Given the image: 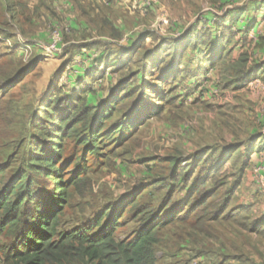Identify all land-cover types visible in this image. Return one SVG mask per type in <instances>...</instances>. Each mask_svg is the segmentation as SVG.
Listing matches in <instances>:
<instances>
[{"label":"rangeland","instance_id":"1","mask_svg":"<svg viewBox=\"0 0 264 264\" xmlns=\"http://www.w3.org/2000/svg\"><path fill=\"white\" fill-rule=\"evenodd\" d=\"M217 1L104 0L106 5H103L102 17L95 19L101 23L103 19L100 18H103L105 11L115 31L108 29L94 33L69 29L68 0H39L36 12L32 6L37 0H12L17 6L23 4L30 7V26L35 27L39 37L34 42L26 39V28L20 25L19 31L24 34L7 40L12 38L15 30L9 24L0 26V53L6 51L15 56V62L7 56L0 61V66L10 60L13 62L4 74H0V107L6 105L9 108L6 115L0 114V169L3 170L0 172V190L21 168L22 159L28 153L30 137H38V131H32L29 127L30 120L50 94L48 91L55 87L60 89L56 98L62 100L78 94V88H86V104L96 107L113 91L115 94L120 92L115 90L120 82H127L121 93L127 100L115 110L108 128L126 122L131 125L126 133L127 138L115 149L109 168L92 175V189L85 196H77L72 201L71 208L61 219V227L65 230L91 227L101 211L118 210L139 187H145L160 176L159 171L164 168L160 161L167 155L178 153L185 164L192 161L196 151L206 148L212 150L208 159L211 164L213 160L226 155L229 158L230 150L234 151L240 146L235 138L248 142L260 137L263 127L260 116L264 117V80L255 79L248 84L258 80L262 85L260 89H251L247 85L243 90L232 91L225 87L226 69L235 65L241 53L248 57L246 70L258 69L260 72L263 65L262 58L256 54L261 39L252 37L256 33L251 30L245 34L249 27L247 17L243 16L244 12L242 15L234 12L236 8L243 11L248 5L240 6L255 4L258 0H227L224 4ZM47 10L50 13L53 10V16L46 14ZM227 14L231 19L239 14L240 19L234 26L237 31L236 45L228 59L218 62L224 65L211 70L206 77L200 76V69H196L198 60L209 58V54L217 56L214 43H208L205 26L219 30L217 36L222 37V23ZM33 19L36 21L32 23ZM118 31L119 36L111 35ZM54 32L60 33V49L52 55L46 54L44 49ZM191 33L201 38L200 43L203 44L194 49L190 47L191 61L183 67L184 74L171 81L168 73L170 58L175 51L183 50L181 45L188 39L193 40ZM190 43L192 45L193 42ZM130 59L132 62H129ZM157 60L159 68L153 69L151 64ZM261 76L264 74L261 73ZM18 78H23L20 83H16ZM8 86L11 88L7 93H2ZM146 86L149 89L145 93L143 91L142 95V89ZM157 93L168 101L159 116H151L161 104L155 102ZM140 100L142 109L136 107ZM139 110H148L146 116H151L142 127L138 126L143 118ZM38 118H42L40 113ZM70 153L71 147L66 158ZM244 159L245 153H239L235 159L229 160L221 175L225 188L236 180ZM252 174L251 182L260 181L255 172L252 171ZM194 181L195 176L187 186ZM241 183L232 205L239 201L241 191L245 195L243 204L258 205L260 195L262 197L258 187L254 190L251 183L249 187H245V180ZM163 194V191L151 190L140 203L155 204L154 207H157ZM181 197V193L175 195L174 204ZM221 200H215L217 205ZM251 216L245 224L218 223L215 236L210 233L214 236L212 238L197 235L187 237L183 236L186 231L183 227H168L162 233V242L156 247L157 264H221L225 259L238 255L246 257L251 264H261L264 262V240L243 230L244 225L250 228L261 221L257 218L260 216ZM138 227L139 218L135 217L134 210L124 209L118 237L130 238ZM6 243L7 236L0 234V264H4Z\"/></svg>","mask_w":264,"mask_h":264},{"label":"trees","instance_id":"2","mask_svg":"<svg viewBox=\"0 0 264 264\" xmlns=\"http://www.w3.org/2000/svg\"><path fill=\"white\" fill-rule=\"evenodd\" d=\"M75 2L76 7L81 8L78 0ZM38 4L39 0L32 6L35 12L38 11ZM17 5L12 0L0 2V26L14 24L16 16L20 25L25 26L26 37L29 38L36 30L30 26V7ZM4 12L11 18L10 22L3 17ZM235 12L242 15L243 11ZM46 14L53 16V10L52 13L47 10ZM81 16L77 13V18ZM229 16L227 14L223 20L222 37L217 36L219 30L215 31L213 27L205 26L208 43H214L217 56L209 54L211 55L209 58L198 60L196 69H200V76L206 77L211 70L224 65L218 62L228 59L232 54L237 38L234 26L240 18L239 14L234 15L237 18L231 19ZM100 19H103L101 23L95 18L87 19L86 22L98 32L108 29L115 31L108 18ZM33 21L36 19H33L32 23ZM249 31L250 27L246 28L245 34ZM20 33L24 34L21 30ZM119 33L118 31L111 35L119 36ZM191 36L194 37L193 40L188 39L181 45L183 50L175 51L170 58L168 73L171 81L179 77V74H184L183 67L189 65L188 62L191 61L188 52L190 47L194 49L195 46L203 44L197 35L191 33L190 38ZM190 41L193 42L192 45ZM6 56L15 62L14 53L6 51L0 53V61ZM11 60L0 66L1 75L13 65ZM129 62H132V59ZM247 63V55L241 53L235 65L226 69V88L240 91L252 80H264L258 69L246 70ZM151 66L158 69V60ZM21 79L23 78H18L16 83H20ZM126 85L127 82H120L115 89L120 92L115 94L113 91L96 107H89L86 104L88 93L86 88H78V94H72L65 100L56 98L60 89L55 87L48 91L50 94L39 105L36 115L32 116L29 123L32 131H38V137H30L28 153L22 159L21 168L0 190V234L7 236L3 251L4 264H157L156 247L162 242V233L168 227L175 225L183 227L186 230L183 236L212 238L215 236V227L218 223L245 224L250 217L252 218L250 204L233 206L232 203L234 194L240 186L241 177L249 167L250 155L262 149L260 144L264 146V141L260 137L248 140L249 145L243 152L240 151L242 140L235 138L240 146L237 148L233 146L235 149L230 150L229 158L226 155L224 158L213 160L211 164L208 163V159L212 150L206 148L196 151L192 161L185 164L180 160L178 153L167 155L160 161L164 165L159 171L160 176L145 187H139L118 210L101 211L91 227H72L66 230L61 227V219L71 208L72 201L77 196H85V193L92 189L90 188L94 185L90 179L92 175L103 168H109L115 149L127 138L126 133L131 127L129 122L108 128L115 110L127 100L121 94ZM10 88L8 86L2 93H7ZM148 89V86L143 88L142 95L143 91L145 93ZM140 101L136 107L142 109ZM167 101L162 94L157 93L155 102L161 104L151 116H159ZM8 110V106H1L0 114L6 115ZM138 112L143 116L138 123V126L142 127L151 116H146L148 110ZM38 113L41 119L38 118ZM70 147L71 153L66 158ZM239 153H245L246 159L240 164L236 180L225 188L221 175L226 170L229 160L235 159ZM0 172L3 170L0 169ZM194 176L196 181L187 186ZM154 189L164 192L159 205L154 207L155 204L145 202L141 204L140 201H144L145 196ZM180 193L181 199L174 204L175 195ZM221 198L220 204L217 205L218 202L215 200ZM127 208H132L135 217L138 216L139 227L130 238L120 239L118 227L124 209ZM258 220L261 221L253 227L244 225L243 230L264 240V216ZM97 229L99 230L96 231ZM230 260L233 261L229 262ZM224 261L221 264H251L243 255L233 256Z\"/></svg>","mask_w":264,"mask_h":264},{"label":"crops","instance_id":"3","mask_svg":"<svg viewBox=\"0 0 264 264\" xmlns=\"http://www.w3.org/2000/svg\"><path fill=\"white\" fill-rule=\"evenodd\" d=\"M75 1L76 0H72V1L68 0L67 10L69 13L67 16L71 18V20L69 21V29L72 31L80 29L84 32H91V31H93L94 33L97 32V30L95 28H93L87 24L86 20L91 19V18H95L98 16L102 17V8H103V5H106L104 3V0H78L81 8L76 7ZM218 1L217 2L219 4L227 3V0H218ZM236 5H238V4H236ZM245 6H247V8ZM240 7H245L243 10V12H244L243 16L247 17V20H248L247 26L250 27L251 32L256 33V35L252 36V37H254L256 40L261 39V41H262V43L257 47V53L256 52L255 53L258 54L257 55L258 58L259 57L262 58L261 63L263 65L260 68V73L264 74V0H258L255 4L246 3ZM82 8H84V10H82ZM235 10H237V8ZM235 10H234V12H235ZM77 13H79L82 16L80 18L79 17L77 18ZM3 14H4L3 17L5 16L7 18V21L10 22L11 18L8 17L7 13L4 12ZM105 16L110 21V18L106 15V13L104 11L103 18ZM13 22H14V24H11L12 22L10 24H11V28L13 27L15 32L14 33L12 32V35H13L12 38L11 39L6 38L7 40H14V38H18V37L22 36V34L19 31L20 23H19L18 18L16 16H15V19ZM251 26H253V28H251ZM38 37H39L38 32H35L34 35H32L31 37L26 38V39L34 42V40H37ZM252 84H257V85L252 86ZM252 84L248 85V86H251V89L253 87H256L257 89L262 88V85L260 84V82L258 80L254 81V83H252ZM260 117H261V119H260L261 126H263L261 128V131H260V133H261L260 138L262 139V138H264V117H262V116H260ZM241 142H242L241 143L242 145H241L240 151L243 152V150L249 145V143L245 140H242ZM260 147L262 148L261 150L254 151V153H252L250 155L249 167L244 171V173L241 177V181H240V186L242 185L241 182L245 180L246 181L245 187H249L248 184L251 183V185L253 187L252 189L255 190V188L258 187V190L262 193V197L260 195L258 205L255 204L257 206V208L254 204L250 205L251 206V214L253 216L255 215L254 217L260 216L257 218H261L262 216H264V188H263V185H261L258 180H257V182L254 181V183L251 181L253 180L252 171L257 174V177L260 180L264 181V146L260 144ZM256 148H258V147H256ZM245 159H246V155H245ZM260 188H262V190ZM236 192H235V194H236ZM241 194L242 195H241L239 201L237 202V204H234L235 206H247L246 204H243V201H242L245 197V195L243 194V191H241ZM253 195L255 196L254 192H253ZM251 198H253V197L251 196Z\"/></svg>","mask_w":264,"mask_h":264},{"label":"built area","instance_id":"4","mask_svg":"<svg viewBox=\"0 0 264 264\" xmlns=\"http://www.w3.org/2000/svg\"><path fill=\"white\" fill-rule=\"evenodd\" d=\"M61 42L60 33L54 32L50 35L48 45L45 47L44 52L46 54H54L59 51V44ZM260 180V179H259ZM259 183L263 185L264 188V181L260 180Z\"/></svg>","mask_w":264,"mask_h":264}]
</instances>
